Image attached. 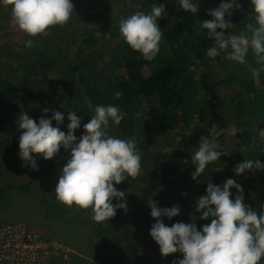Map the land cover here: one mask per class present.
<instances>
[{
    "label": "trees",
    "instance_id": "obj_1",
    "mask_svg": "<svg viewBox=\"0 0 264 264\" xmlns=\"http://www.w3.org/2000/svg\"><path fill=\"white\" fill-rule=\"evenodd\" d=\"M147 1L153 3V0ZM157 2L164 3L165 0ZM209 9H211L209 2L200 0V8L194 15L183 11L176 0H168L165 4L166 15L160 29L163 31L162 39L169 47L170 53L168 55L158 53L153 59L154 69L147 76L140 70L143 57L133 51L123 39L120 47L111 55L104 72L97 71L92 53L87 54L85 49L90 48V43L95 41L97 28L103 31L108 28L110 23L107 18L101 27L100 25L98 27L96 21H87L73 31L71 44L80 48L77 56L80 58L86 56L80 61L78 59L76 64L70 61L68 48L65 52L58 49L59 44L53 40L57 37L56 26L50 27L54 30L50 31L49 28L46 35L31 37L35 41L34 47L6 52L4 62L6 66L3 72L0 71V200H5L7 192L13 189L31 191L34 182L54 180L56 187L61 169L66 163V158L70 156V151H65L61 147L59 153L51 160H44L42 155L33 154L38 170L26 166L18 156L20 131L16 122L22 111L37 121L45 115L43 111L45 108L49 109L46 118H51L52 110L60 111L65 119L59 127L67 133L68 110L76 111L79 116L80 107L92 111L98 104H114L120 108L123 119L120 125L110 127L115 135L124 138L134 134L140 123V115H143L148 104L154 109L165 110L169 107H178L187 98L202 92L203 103L206 105H194L195 107L188 110L194 112L191 116L197 117V122L203 129L217 124L221 119L220 88L226 89L228 84L236 81L244 85L247 79L236 77L219 79L203 57L211 41L207 39L206 30L200 25L201 22L212 19L207 15ZM231 23L235 26L231 30L233 32L243 28L240 23L235 21ZM29 38L26 35L24 42ZM12 57L17 58L19 62L17 66L14 61L9 62ZM246 59L250 61L254 58L249 53ZM192 61H197L203 68L198 79L191 70ZM87 76L90 77V82H82L81 78ZM244 86V92L231 100L234 114L244 120L247 126H251L256 117L264 123V89H249V83ZM116 92L121 93L119 98L115 96ZM86 102L92 107L87 108ZM53 126H57L55 121ZM74 134L79 138L80 129L75 130ZM237 135L242 138V145L255 146L257 139L251 130L245 127L244 132ZM221 137L223 141L224 135ZM231 159L237 160L238 157ZM177 162L178 166L182 160ZM10 164L15 165L14 168L21 167L27 171L31 176L30 180L3 182L2 179L6 176L3 168ZM205 175H208L206 171L198 178H204ZM134 182L135 178L129 177L118 185L114 184V187L126 193L124 201L127 208L117 209L115 216L108 221H92L91 209L79 212L63 211V216L67 219L61 229L71 237L65 238L72 242L75 249L87 252L83 254H88V249L93 248L94 253H99L95 258L102 264H173L182 256L180 254L178 257L179 253H175L163 257L157 253L158 248L149 235L153 219L144 217L149 214L138 204L136 190L131 188ZM50 185H46L42 198L45 203L44 209L48 215L59 214L65 204L56 199L55 188H51ZM117 202L116 199L112 201L114 205ZM57 260V257H54L50 264H95L86 256L76 253H71L67 259L62 257ZM261 264H264V259Z\"/></svg>",
    "mask_w": 264,
    "mask_h": 264
},
{
    "label": "clouds",
    "instance_id": "obj_2",
    "mask_svg": "<svg viewBox=\"0 0 264 264\" xmlns=\"http://www.w3.org/2000/svg\"><path fill=\"white\" fill-rule=\"evenodd\" d=\"M167 2L153 0L148 12H135L118 22L121 38L147 61H152L160 51L163 31L158 21L166 15ZM176 3L194 15L200 8V0H176ZM250 4L252 20L238 32L231 31L235 27L231 15L234 8L240 7V0H221L218 7L207 12L212 19L201 22L200 27L206 30L205 35L211 41L206 48L208 58L223 55L229 61L247 65L246 57L251 53L256 67H250V72L258 82L264 73V0H250ZM3 6H10L12 24L30 37L25 42L26 48L35 45L31 37L46 35L52 26H64L73 13L72 0H0V7ZM120 95L115 93L117 98ZM43 111L45 115L38 121L23 111L18 116L21 161L38 170L33 154L51 160L63 147L70 151V156L55 187L59 202L91 209L94 222L108 221L117 209H126V193L114 184L139 174L141 153L135 135L120 138L107 131L110 125H120L123 119L120 108L114 104L96 105L91 118L83 123L79 138L74 133L81 128L83 117L76 111H67V133L59 127L65 119L60 111L52 110L51 118H46L49 109ZM53 121L57 126H53ZM255 131L260 144H264V128L258 127ZM223 133L224 129L213 125L207 135L200 137L191 154L193 180L197 181L207 165L221 158L215 138ZM231 136L236 137L234 127ZM261 152L264 153V147ZM253 170H264L259 158L245 159L234 168L237 176ZM233 188L237 190L234 197ZM113 199L118 201L115 205ZM148 204L150 216L155 220L149 235L159 246L161 255L182 254L173 264H261L264 259V204L259 210L247 205L242 186L232 178L226 179L223 185H216L212 180L206 183V195L195 201L197 215L190 217V223L180 221L168 226L163 222L162 217L172 220L180 215L179 205L161 208L152 199ZM197 220L210 222L198 229Z\"/></svg>",
    "mask_w": 264,
    "mask_h": 264
},
{
    "label": "rangeland",
    "instance_id": "obj_3",
    "mask_svg": "<svg viewBox=\"0 0 264 264\" xmlns=\"http://www.w3.org/2000/svg\"><path fill=\"white\" fill-rule=\"evenodd\" d=\"M207 1L211 9L218 7L221 3V0ZM72 3L73 13L70 20L64 26H56L58 28L56 30L57 37L53 40H56L55 43L59 44L57 46L58 49L65 52L66 48H68L69 59L76 64L78 59L80 61L85 59L86 56H83V58L77 56L80 48L71 44L73 31L79 29L82 23L87 21H96L98 27L99 25L101 27V24L107 18L110 23L108 28L105 31L97 28L95 41L90 43V48L85 49L87 54L92 53V58L97 65L99 73L104 72L111 55L121 45L122 38L119 34V20L135 12H148L151 6L147 0H72ZM251 14L250 0H240V7L234 8L232 11L231 22L235 21L244 26L252 20ZM163 17L158 21L159 27L163 23ZM225 18L228 19L227 16ZM50 29V31L54 30L53 28ZM26 35V33L18 30L12 24L10 6L0 7L1 72L4 71L6 66L4 64L7 57L6 52L9 50L18 51L20 48L25 47ZM159 53L165 55L170 53V49L163 39ZM203 57L217 78H246L245 82L249 83V89H264V73L261 74L258 82L251 75L250 67H256L254 59L248 61L247 65H241L227 60L223 55L208 58L206 52H204ZM16 59V57H12L9 62L14 61L17 66L19 62ZM142 62L140 70L143 75L147 76L154 69L153 60L147 61L144 59ZM191 63V70L196 79H198L203 68L197 61H192ZM81 79L84 83L90 82V77L88 78V76ZM244 85L236 81L230 85L228 84L226 89L220 88L221 103L219 112L221 119L214 125L217 129H224V136H231L233 127L236 129V135L242 134L246 127L247 130H251L256 135L255 146L241 145L240 154L237 156L238 159L233 160L225 149L222 150V137H216L217 150L221 151L222 156L219 160L207 165L205 171L208 175H205L204 178H197V181L193 180L191 176L194 169L191 162V154L195 151L200 137L207 135L209 129L213 126L207 129L200 127L197 117L191 116L194 112L188 109L195 107L194 105H206L203 103L202 92L187 98L178 107H169L162 110L159 108L154 109L149 104L145 106L143 115H140V123L133 134L136 137V146L141 153V170L137 176L133 177L135 182L131 187L136 190L135 194L137 195L138 204L148 211L149 216H144L145 218L153 219L150 216V206L148 204V200L152 199L161 208H170L173 205L180 206L181 213L179 216L174 217L172 220L162 217L166 225L171 226V224L180 221L190 223V217L197 215L194 210L195 201L200 196L206 195V183L210 180L216 185H223L226 179L232 178L242 186L244 200L247 205L259 210L260 205L264 204V170H253L241 176H237L234 172L235 166L245 159L256 160L259 158L261 163L264 164V153L261 152L264 144H260L255 131L258 127L264 128L263 121L261 122L260 118L256 117L255 120L254 118L252 119L254 121L251 126H247L244 120L234 114V107L231 105V100L244 92ZM86 106L87 108L89 107L87 102ZM88 110L80 107L81 113L79 116L83 117L80 135L83 132V123L88 122L92 115V111ZM107 131L110 135L120 137L113 133L111 127ZM181 160V164L177 166V161ZM10 165H5L3 168L6 173V176L2 179L3 182H27L30 180L31 176L27 171L21 167L14 168L15 165ZM179 172L180 174H178ZM209 172L212 174H209ZM47 184H51V188H55L54 180H44L43 183L34 182V188L28 192L18 189L8 191L7 198L0 200V225L17 226L25 231L39 235L43 243L42 247L54 250V254H57V261L62 258L59 255L60 252L70 249L71 253L81 254L95 264H102L95 258L99 253H94L92 251L93 248L88 249V254H83L87 252H80L77 248L75 249L72 242L68 240L71 238L70 235L68 236L61 229L63 222L67 219L66 216H63V211L79 212L83 209L75 205H64L63 210L59 214L48 215L46 213L44 209L45 203L42 198L44 197ZM231 192L233 197L237 194L235 188ZM139 210L141 209L139 208ZM209 222L197 220V228L199 229L202 224ZM154 223L155 220L153 219L150 227ZM153 244L158 248L157 253L161 255L159 246L154 241ZM67 254L69 253H65L64 256ZM180 254H177L178 257Z\"/></svg>",
    "mask_w": 264,
    "mask_h": 264
},
{
    "label": "built area",
    "instance_id": "obj_4",
    "mask_svg": "<svg viewBox=\"0 0 264 264\" xmlns=\"http://www.w3.org/2000/svg\"><path fill=\"white\" fill-rule=\"evenodd\" d=\"M42 245L39 235L17 226L0 225V264H50L57 254ZM70 254V249L59 253L65 259Z\"/></svg>",
    "mask_w": 264,
    "mask_h": 264
},
{
    "label": "water",
    "instance_id": "obj_5",
    "mask_svg": "<svg viewBox=\"0 0 264 264\" xmlns=\"http://www.w3.org/2000/svg\"><path fill=\"white\" fill-rule=\"evenodd\" d=\"M242 143L243 140L239 135H236L234 138L232 136H224L222 141L223 148L231 157L238 156Z\"/></svg>",
    "mask_w": 264,
    "mask_h": 264
}]
</instances>
